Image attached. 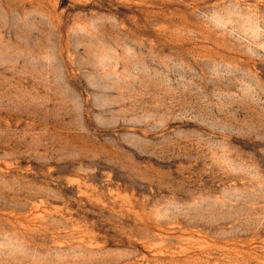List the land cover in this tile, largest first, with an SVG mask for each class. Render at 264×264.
Instances as JSON below:
<instances>
[{
    "label": "rangeland",
    "instance_id": "rangeland-1",
    "mask_svg": "<svg viewBox=\"0 0 264 264\" xmlns=\"http://www.w3.org/2000/svg\"><path fill=\"white\" fill-rule=\"evenodd\" d=\"M0 264H264V0H0Z\"/></svg>",
    "mask_w": 264,
    "mask_h": 264
}]
</instances>
